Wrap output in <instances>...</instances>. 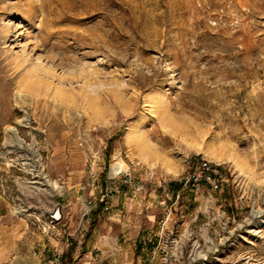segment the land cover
Returning <instances> with one entry per match:
<instances>
[{
    "label": "rangeland",
    "instance_id": "obj_1",
    "mask_svg": "<svg viewBox=\"0 0 264 264\" xmlns=\"http://www.w3.org/2000/svg\"><path fill=\"white\" fill-rule=\"evenodd\" d=\"M202 156L147 263L264 264V0H0V264H139L92 206Z\"/></svg>",
    "mask_w": 264,
    "mask_h": 264
},
{
    "label": "crops",
    "instance_id": "obj_2",
    "mask_svg": "<svg viewBox=\"0 0 264 264\" xmlns=\"http://www.w3.org/2000/svg\"><path fill=\"white\" fill-rule=\"evenodd\" d=\"M160 185L159 187L157 185H152V188L145 189L142 196L135 195L137 199L128 197V193L131 190L130 186L126 185L128 191L124 188H113L115 191L109 200V211L104 212V205L102 209L98 211L99 206L96 203L92 206V213L88 215V217L95 219L96 216L101 217L102 214L107 213L110 217L126 224L131 220L129 215L131 207L137 212H141V214L137 215V222L139 223L140 230L136 234L128 231L122 232L120 237L117 238L121 243L117 242L115 246L116 250H121L126 254H128L133 247L137 248L139 253V264L141 261H143V264H151L147 263L149 256L162 249L169 251V253H173L176 249L173 241L171 240L168 244H165V241L172 238V236L169 235V233H171L172 223L179 220L185 225L186 222H184V220L188 218L186 213H182L181 217L177 216L178 203L181 199L182 203L186 202L188 196L192 195L194 188L185 185L181 180L180 182H174L172 179H164L163 184ZM167 201L168 204L166 203ZM130 202L133 204L132 206H130ZM209 203L210 202H207V206H209ZM180 207L182 211L183 207L186 206L181 205ZM160 212H165L166 216H159ZM64 217L66 216L63 215V218ZM162 222L165 223L164 227H162ZM135 241H137L138 244L133 246L132 243H135ZM72 245H74V243H72Z\"/></svg>",
    "mask_w": 264,
    "mask_h": 264
},
{
    "label": "built area",
    "instance_id": "obj_3",
    "mask_svg": "<svg viewBox=\"0 0 264 264\" xmlns=\"http://www.w3.org/2000/svg\"><path fill=\"white\" fill-rule=\"evenodd\" d=\"M181 181H183L185 185L196 188L200 187L201 184H208L211 186L212 190L215 191L221 188L223 179L216 168L213 166L212 162L202 156L196 162H193V165H191V170L181 178ZM92 203L93 202H89V204ZM104 208L108 209L109 207L108 205H106L104 206ZM86 214L87 213H85L84 215ZM50 219L55 222L52 217H50Z\"/></svg>",
    "mask_w": 264,
    "mask_h": 264
},
{
    "label": "water",
    "instance_id": "obj_4",
    "mask_svg": "<svg viewBox=\"0 0 264 264\" xmlns=\"http://www.w3.org/2000/svg\"><path fill=\"white\" fill-rule=\"evenodd\" d=\"M49 216L54 219L55 222H59L63 218V213L60 206L54 208L53 212L49 213Z\"/></svg>",
    "mask_w": 264,
    "mask_h": 264
},
{
    "label": "trees",
    "instance_id": "obj_5",
    "mask_svg": "<svg viewBox=\"0 0 264 264\" xmlns=\"http://www.w3.org/2000/svg\"><path fill=\"white\" fill-rule=\"evenodd\" d=\"M103 207V203L99 204L98 211H100Z\"/></svg>",
    "mask_w": 264,
    "mask_h": 264
},
{
    "label": "bare ground",
    "instance_id": "obj_6",
    "mask_svg": "<svg viewBox=\"0 0 264 264\" xmlns=\"http://www.w3.org/2000/svg\"><path fill=\"white\" fill-rule=\"evenodd\" d=\"M233 160L235 161V163H237L236 157L232 156Z\"/></svg>",
    "mask_w": 264,
    "mask_h": 264
}]
</instances>
